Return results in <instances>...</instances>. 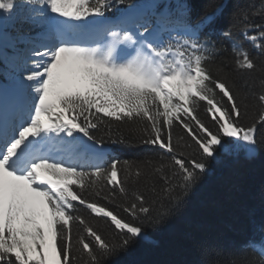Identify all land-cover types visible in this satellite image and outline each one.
<instances>
[{"label": "snow or ice", "instance_id": "snow-or-ice-1", "mask_svg": "<svg viewBox=\"0 0 264 264\" xmlns=\"http://www.w3.org/2000/svg\"><path fill=\"white\" fill-rule=\"evenodd\" d=\"M110 7L111 0H0V19L30 24L16 39L30 45L32 66L11 89H0V264H76L84 256L86 264H106L143 235L146 222L168 215L163 200L179 202L221 154L242 148L255 154L257 124H264V79L256 95L262 110L245 124L249 92L231 79L229 64L217 60L218 42L201 36L223 6L210 4L196 23L186 6L179 17L155 25L131 14L87 22ZM250 15H264V9L234 11L223 37L239 24L248 39L264 40V24L249 23ZM251 29L258 32L249 36ZM256 47L264 50V44ZM232 51L236 69H257L246 49L234 43ZM202 104L207 120L199 116ZM112 120L140 125L141 143L159 147L169 160L113 159L104 167L103 154L94 152L96 162L89 163L76 134L101 145L92 130ZM175 126L186 131L194 152L183 150L192 144L174 143ZM157 177L163 187L154 210L156 200L128 186L143 180L156 193ZM91 196L123 197L128 218ZM76 202L109 220L120 238L104 236L73 214ZM74 224L83 227L75 238ZM240 248L259 252V260L244 264H264V238Z\"/></svg>", "mask_w": 264, "mask_h": 264}, {"label": "trees", "instance_id": "trees-1", "mask_svg": "<svg viewBox=\"0 0 264 264\" xmlns=\"http://www.w3.org/2000/svg\"><path fill=\"white\" fill-rule=\"evenodd\" d=\"M18 2L23 4L26 0ZM144 4L151 5L147 15L153 24L179 17L185 6L190 8L191 21L196 23L202 19L210 4L223 6L222 14L203 29L201 36L218 42L221 51L217 55V60L229 64L232 70L231 79L238 86H246L245 90L249 92L246 101L247 114L242 115V122L247 124L256 121L258 113L262 110L256 95L261 91L260 81L264 79V71L261 70L264 67V50L257 48L256 45L264 44V40L248 39L239 24L231 28L230 38L225 39L222 33L232 25L234 11L244 9L249 13L259 12L264 9V0H124L123 3L111 0V7L106 9L107 15L123 12L131 5ZM5 22L7 32L15 31L18 35L26 34L30 27L28 22H19L15 19ZM249 23L264 24V15H250ZM257 32V29H251L248 34ZM8 34L6 33V36ZM6 39L4 38V47L0 50V81L11 83L25 75L26 71L32 70V66L26 65L25 61L17 63V58L8 51L11 49ZM234 43L256 58L257 69H236L235 55L232 51ZM199 116L201 119H208L203 104ZM140 127L138 124L112 120L110 125L103 124L92 130L94 136L102 138L103 143L112 146V153L103 162L104 167L113 159L133 163L148 158L162 157L165 161L169 160L168 154L159 147L141 143ZM256 135L257 145L253 156L246 155L243 148L236 154H221L210 163L207 173L179 202L169 203L166 199L163 200L170 208L168 215L158 222H146L143 235L125 250L114 255L106 264H201L205 259L214 264H229L233 259L236 264H244L245 261L259 260L258 251L247 249L241 252L240 248L249 239L259 241L264 238V124H257ZM173 139L174 143L192 144L181 126L174 127ZM183 150L186 153L194 152L195 145L192 144L191 148ZM85 154L89 162L92 156ZM153 183L156 193H153L151 185H145L143 180L128 187L130 192H143L149 201L156 200L157 203L153 206L155 210L161 202L159 197L163 182L157 177ZM85 195L88 196L89 193ZM90 198L99 199L101 203L128 218V213L123 210L125 204L123 197L117 196L110 200L95 196ZM73 214L82 216L104 236L120 238L109 220L95 216L84 205L76 202ZM77 230L82 232L83 227L73 225L74 238ZM86 261L87 257L84 256L78 258L76 264H86Z\"/></svg>", "mask_w": 264, "mask_h": 264}, {"label": "water", "instance_id": "water-1", "mask_svg": "<svg viewBox=\"0 0 264 264\" xmlns=\"http://www.w3.org/2000/svg\"><path fill=\"white\" fill-rule=\"evenodd\" d=\"M3 31H4V20L0 19V39H1V35H2ZM80 139H82L84 141V147L90 152L101 153V152L109 150V147L106 145H103V144L96 145V144H94V142L88 141L87 138H83L81 136H80Z\"/></svg>", "mask_w": 264, "mask_h": 264}, {"label": "rangeland", "instance_id": "rangeland-1", "mask_svg": "<svg viewBox=\"0 0 264 264\" xmlns=\"http://www.w3.org/2000/svg\"><path fill=\"white\" fill-rule=\"evenodd\" d=\"M135 14V13H134ZM50 15H52V13H50ZM137 15V17H142L141 16V14H136ZM253 35V34H252ZM249 36H251V35H249ZM17 37H19L18 35H16V34H13L12 36H11V42H12V46L13 47H15L14 45L15 44H19L20 43V45L19 46H21V51H20V53H19V56L21 57V58H23L24 60H27L28 61V63H30V60L28 59V57L30 56V53H29V51H28V49H29V47H30V45L28 44V43H26V42H22V41H20L19 39H16ZM17 44V45H18ZM12 86H13V84H12Z\"/></svg>", "mask_w": 264, "mask_h": 264}]
</instances>
